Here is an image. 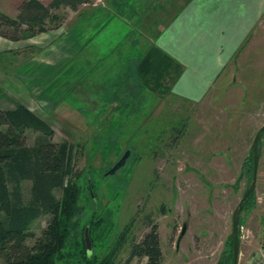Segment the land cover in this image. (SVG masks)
<instances>
[{
  "label": "rangeland",
  "instance_id": "374dc122",
  "mask_svg": "<svg viewBox=\"0 0 264 264\" xmlns=\"http://www.w3.org/2000/svg\"><path fill=\"white\" fill-rule=\"evenodd\" d=\"M23 1L0 0V12L17 17ZM42 1L49 5L53 0ZM87 2L77 10H52L54 20L46 33L9 40L19 42L12 46L17 47V64L34 57L51 67L68 61L57 74L61 67L46 73L55 74L47 86L63 90L45 95L36 88L23 100L21 93L0 82L5 88H0V106H26L54 130V142L71 146L81 211L77 233L71 236L80 240L91 225L94 259L101 261L113 252L116 262L124 263L131 243L143 238L151 222L158 227L163 264H218L230 254L233 214L253 170L238 191L233 186L252 168L253 141L264 125V0ZM184 7L186 12L176 18ZM212 8L219 10L221 28L205 36L201 31L215 15ZM189 13L191 34L183 48L177 43L170 47L182 61L181 74L201 69L205 37L216 38L223 47L211 50L221 66H216L205 95L190 97L193 86L180 82L182 75L175 72L164 79L170 89L166 95L154 85L142 88L139 53L169 34L178 37L171 24ZM80 36L78 44L75 38ZM5 64L1 57V68ZM35 72L41 74V68ZM37 135L27 132L29 145ZM127 151L131 154L125 166L108 175ZM259 151L255 195L240 217L239 264H248L264 249V135ZM23 192L28 201L31 182L23 183ZM54 193L58 199L63 196L61 188ZM49 219L43 217L31 230L40 236ZM184 225L187 231L178 248ZM122 238L123 245L117 246ZM145 261L137 258L132 264Z\"/></svg>",
  "mask_w": 264,
  "mask_h": 264
},
{
  "label": "trees",
  "instance_id": "16d2710c",
  "mask_svg": "<svg viewBox=\"0 0 264 264\" xmlns=\"http://www.w3.org/2000/svg\"><path fill=\"white\" fill-rule=\"evenodd\" d=\"M86 3L87 0H53L45 5L40 0H25L17 17L0 12V36L11 41L34 38L47 32L46 25L54 20L52 10L62 7L77 10ZM62 21L54 29L60 28ZM138 61V84L145 89L154 85L160 94L166 95L170 90L164 84L166 75L182 73V66L165 56L157 46L139 53ZM28 131L38 134L32 145L28 144ZM54 134V130L26 106L17 104L9 109L0 106V264H132L137 258L146 259L138 264H163L158 227L151 222L143 238L131 243L124 263L116 262L113 252L97 261L94 248L92 255H88L84 236L80 240L71 236L77 233L76 219L81 212L79 186L73 170L72 148L67 143L54 142ZM251 160L252 168L242 172L245 175L253 170L252 149ZM24 182H31L28 201L24 197ZM57 188L63 190L61 199L54 193ZM92 194L93 191L91 197ZM254 195L255 192L244 209ZM45 216L50 219L37 236L31 228ZM87 228L91 238V225ZM123 238L117 246L123 245ZM91 241L94 246L92 238ZM230 246V254L218 264H233L232 236Z\"/></svg>",
  "mask_w": 264,
  "mask_h": 264
},
{
  "label": "crops",
  "instance_id": "0c3cea01",
  "mask_svg": "<svg viewBox=\"0 0 264 264\" xmlns=\"http://www.w3.org/2000/svg\"><path fill=\"white\" fill-rule=\"evenodd\" d=\"M40 1L43 2L42 0H40ZM188 1H192V0H188ZM205 1H216V2L226 1L227 3L229 2V0H205ZM43 3L45 5H47L45 2H43ZM184 10H185V7L180 10V12L176 15V18H178L180 16L179 14L182 11H183L182 14H184L186 12ZM210 12L211 13L214 12L215 15H212V20L209 21V19H210L209 17H208V20H206L207 22L204 26V29L201 31V33H205V36L209 32L216 33V32H218L217 28L219 30L221 28L220 26H218V24H219L217 21L218 17L216 16V12L219 15V10L214 11V8H212ZM191 19H192V15H191V13H189V14L184 15V21H182V22L177 21L175 23H172L171 26L173 29L175 27H177V29H175V31H176L175 33H179L178 37L175 36V39H174V36L172 37V35L169 34L165 41L163 39H161L159 45H157V48L159 50H161L165 56L171 58L172 60L176 61L180 65L182 62L179 60L180 57H178L175 54V52H173L171 50L170 47L171 46H177L174 44V43H177L178 45H180L183 48V45L185 44L186 36L188 34H191V29H190ZM78 33L82 35V31H76L75 35H77ZM169 33H170V31H169ZM192 33H193V31H192ZM181 34H183V36H184L183 40L179 39V36ZM81 39H82L81 36L76 37L75 42L78 41V44H81ZM191 39H192V36H191ZM169 40H171V41L168 42ZM228 41L231 42V39H229ZM228 41H227V44H228ZM14 44L17 45V44H19V42H11L5 38L0 37V58L2 57L3 62L6 63L5 64L6 66L3 67L4 69L1 68V65H0V82L3 85H5L7 87L10 86L15 93H21V95H22L21 98H23V100L25 98H27L28 91L32 90V89L36 90V88H40L41 90H43L45 95L51 94L55 90H58V92H61L63 90V89L61 90L59 88V86L57 89L55 84L54 85L49 84L50 86H47V85H48V83L52 82L51 77L53 75L57 74L60 70H62L65 67L66 62H68V61H65L60 66L55 65V67H51L50 63H41V62L37 61V59L34 57L31 60L24 62L23 64L20 65V64H17L19 62L17 60V54H16V49H15L17 47H12ZM229 47L230 46H227V48H229ZM217 49H223V47L219 44L218 40L216 38H212L211 40H208L207 37H205V41H203V44L200 46L201 52H200L199 60L201 61L200 62L201 69H197L198 72H196L195 70H189L188 69L187 73H185L183 75L181 74L182 76H181L180 82H185V83L188 82V83H191V86H193V87H191V91H190L191 92L190 97H192L193 99H198L197 97H203L205 95L204 93L208 89V82L211 81L215 77V75L218 71L216 69V66H218V65H219V67L221 66V62L219 61V58L217 57V53H215V52H217ZM211 50H214L215 52H213ZM225 55H226V53H225ZM197 57H199V56H197ZM213 60H218V61L215 62ZM7 62H11V63L9 64ZM7 66H10V67H7ZM37 66L39 68H41V71H42V72H40L41 74H36L35 68ZM6 67L8 68V70ZM32 67H33V69L30 70ZM59 67H61V68L58 69L55 74H52L51 76L46 74V73L51 72V69L53 70V69H55V68L57 69ZM219 67H218V69H219ZM2 87L3 86L0 85V88H2ZM3 89H5V88L3 87ZM17 100H20V99H17ZM22 102H23V104H25L24 101H22Z\"/></svg>",
  "mask_w": 264,
  "mask_h": 264
},
{
  "label": "water",
  "instance_id": "95a60500",
  "mask_svg": "<svg viewBox=\"0 0 264 264\" xmlns=\"http://www.w3.org/2000/svg\"><path fill=\"white\" fill-rule=\"evenodd\" d=\"M264 135V125L259 129L257 132L253 145H252V153H253V173H252V179L249 187L246 189L245 193L243 194V197L241 198L237 208L234 211L233 214V230H232V237H233V264H239V255H240V248H241V243H240V236H239V226H240V217L241 213L244 208V204L246 201L250 198V196L255 192L256 190V185L258 181V168H259V161H260V152H259V147H260V141ZM131 152L127 151L125 155L120 159L118 163L115 164V166L109 171L108 175H113L117 171H119L122 167L125 166L128 158L130 157ZM244 177V173H241L239 178L237 179L235 185L233 186L234 190L238 191L241 181ZM92 193V190H91ZM93 199H95V196L92 194ZM187 231V226L184 225L182 232L179 237V241L183 238ZM84 240L87 248V253L88 255H92L93 253V244L89 235V228L85 230L84 234Z\"/></svg>",
  "mask_w": 264,
  "mask_h": 264
},
{
  "label": "built area",
  "instance_id": "2783aa9c",
  "mask_svg": "<svg viewBox=\"0 0 264 264\" xmlns=\"http://www.w3.org/2000/svg\"><path fill=\"white\" fill-rule=\"evenodd\" d=\"M248 264H264V249L255 255Z\"/></svg>",
  "mask_w": 264,
  "mask_h": 264
},
{
  "label": "flooded vegetation",
  "instance_id": "af4514ba",
  "mask_svg": "<svg viewBox=\"0 0 264 264\" xmlns=\"http://www.w3.org/2000/svg\"><path fill=\"white\" fill-rule=\"evenodd\" d=\"M244 177H245V174H244ZM243 210H244V208H243ZM243 212V211H242ZM183 229V228H182ZM182 232V231H181ZM180 237V236H179ZM182 240V239H181ZM180 242L181 241H179V238H178V241H177V247L179 248V245H180Z\"/></svg>",
  "mask_w": 264,
  "mask_h": 264
}]
</instances>
